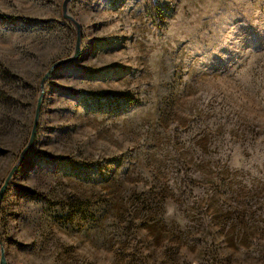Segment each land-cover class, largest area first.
<instances>
[{"label": "rangeland", "instance_id": "obj_1", "mask_svg": "<svg viewBox=\"0 0 264 264\" xmlns=\"http://www.w3.org/2000/svg\"><path fill=\"white\" fill-rule=\"evenodd\" d=\"M63 2L0 0L8 264H264V0Z\"/></svg>", "mask_w": 264, "mask_h": 264}, {"label": "water", "instance_id": "obj_2", "mask_svg": "<svg viewBox=\"0 0 264 264\" xmlns=\"http://www.w3.org/2000/svg\"><path fill=\"white\" fill-rule=\"evenodd\" d=\"M72 1H74V0H64V2H63V12H64V15L66 17H69V18H70V16L68 14V6H69V4ZM80 45H81V39L78 38L75 54L72 57H69V58H66V59H61V60L55 62L51 66L50 70L44 76V78L42 80V86L45 84V82L47 81V79L52 75L53 71L56 68H59V67L64 66V65H66L68 63H71V62H73V61H75L77 59V57L80 54ZM40 103H41V101L39 102V105H38V108H37V111H36V116H35V121H34V127H33V131H32V135H31L30 141H29L28 145L23 149V151H22V153L20 155L19 161L14 165V167L12 168V170L10 171V173L8 174L7 178L5 179V182H4L3 186L0 189V206L2 204V201H3L4 197H5V194H6L7 190H8V188H9L10 182L12 181V179H13L16 171L22 165L23 160H24L25 155L27 154V152L34 145V142H35V139H36V133H37V126H38V122H39V118H40ZM0 264H8V261L6 259L5 249H4L3 246L1 247V252H0Z\"/></svg>", "mask_w": 264, "mask_h": 264}, {"label": "trees", "instance_id": "obj_3", "mask_svg": "<svg viewBox=\"0 0 264 264\" xmlns=\"http://www.w3.org/2000/svg\"><path fill=\"white\" fill-rule=\"evenodd\" d=\"M158 13H159V9H158ZM158 13H157V14H158ZM2 17L5 18V16H2ZM20 20H21V24H22L23 26H28V25H30V26L38 25V22L31 21V20H29V19H27V18H21ZM31 195L34 196V197H36V196H41V195H39V194H37V193H31Z\"/></svg>", "mask_w": 264, "mask_h": 264}]
</instances>
